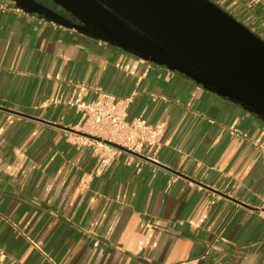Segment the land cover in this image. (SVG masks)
I'll use <instances>...</instances> for the list:
<instances>
[{
    "label": "crops",
    "instance_id": "0c3cea01",
    "mask_svg": "<svg viewBox=\"0 0 264 264\" xmlns=\"http://www.w3.org/2000/svg\"><path fill=\"white\" fill-rule=\"evenodd\" d=\"M211 1L264 39V0ZM99 90L165 125L141 171L92 174L66 130ZM0 107L31 117L0 109V264H264V122L241 106L0 0Z\"/></svg>",
    "mask_w": 264,
    "mask_h": 264
},
{
    "label": "water",
    "instance_id": "95a60500",
    "mask_svg": "<svg viewBox=\"0 0 264 264\" xmlns=\"http://www.w3.org/2000/svg\"><path fill=\"white\" fill-rule=\"evenodd\" d=\"M8 1L27 14L183 74L264 122V39L211 0H52L77 22L35 0Z\"/></svg>",
    "mask_w": 264,
    "mask_h": 264
},
{
    "label": "built area",
    "instance_id": "2783aa9c",
    "mask_svg": "<svg viewBox=\"0 0 264 264\" xmlns=\"http://www.w3.org/2000/svg\"><path fill=\"white\" fill-rule=\"evenodd\" d=\"M131 101L132 97L101 90L91 101H85L81 96L73 101L72 105L82 114L80 124L74 130L84 134H73L77 145L90 147L97 159L92 174H103L122 155H126V165L135 164L139 172L141 163L137 160L138 156L125 150L154 160L165 145L164 124L152 125L142 116L128 119ZM144 149H148V154H144Z\"/></svg>",
    "mask_w": 264,
    "mask_h": 264
},
{
    "label": "flooded vegetation",
    "instance_id": "af4514ba",
    "mask_svg": "<svg viewBox=\"0 0 264 264\" xmlns=\"http://www.w3.org/2000/svg\"><path fill=\"white\" fill-rule=\"evenodd\" d=\"M36 2L43 4L47 7H50L51 9H54L57 12H60L64 16L74 20L77 22V19H75L70 13L65 12L63 9H61L58 5H56L52 0H35Z\"/></svg>",
    "mask_w": 264,
    "mask_h": 264
},
{
    "label": "rangeland",
    "instance_id": "374dc122",
    "mask_svg": "<svg viewBox=\"0 0 264 264\" xmlns=\"http://www.w3.org/2000/svg\"><path fill=\"white\" fill-rule=\"evenodd\" d=\"M232 15V14H231ZM236 18V17H235ZM237 19V18H236Z\"/></svg>",
    "mask_w": 264,
    "mask_h": 264
}]
</instances>
